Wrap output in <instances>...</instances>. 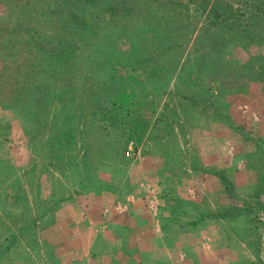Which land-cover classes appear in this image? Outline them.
I'll use <instances>...</instances> for the list:
<instances>
[{"label":"rangeland","instance_id":"rangeland-1","mask_svg":"<svg viewBox=\"0 0 264 264\" xmlns=\"http://www.w3.org/2000/svg\"><path fill=\"white\" fill-rule=\"evenodd\" d=\"M0 264H264V0H0Z\"/></svg>","mask_w":264,"mask_h":264},{"label":"built area","instance_id":"built-area-1","mask_svg":"<svg viewBox=\"0 0 264 264\" xmlns=\"http://www.w3.org/2000/svg\"><path fill=\"white\" fill-rule=\"evenodd\" d=\"M129 154H130L129 152H128V153H126V156H129Z\"/></svg>","mask_w":264,"mask_h":264},{"label":"crops","instance_id":"crops-1","mask_svg":"<svg viewBox=\"0 0 264 264\" xmlns=\"http://www.w3.org/2000/svg\"><path fill=\"white\" fill-rule=\"evenodd\" d=\"M56 56L58 57V56H59V54H58V55H56ZM56 56H55V57H56ZM57 102H58V101H57ZM59 102H60V100H59Z\"/></svg>","mask_w":264,"mask_h":264}]
</instances>
